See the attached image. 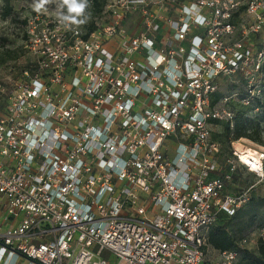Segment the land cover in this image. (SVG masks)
Segmentation results:
<instances>
[{"label":"built area","instance_id":"1","mask_svg":"<svg viewBox=\"0 0 264 264\" xmlns=\"http://www.w3.org/2000/svg\"><path fill=\"white\" fill-rule=\"evenodd\" d=\"M241 6L104 0L90 32L57 9L27 18L32 62L9 92L0 83V264L237 263L208 233L249 200V189L223 192L228 174L210 176L212 120L234 116L230 96L211 103L218 78L242 76L243 105L264 79V37L247 45L264 30V0H246L238 26ZM132 14L136 34L124 28ZM231 154L230 170L263 179V150ZM256 234L264 242V227Z\"/></svg>","mask_w":264,"mask_h":264},{"label":"rangeland","instance_id":"2","mask_svg":"<svg viewBox=\"0 0 264 264\" xmlns=\"http://www.w3.org/2000/svg\"><path fill=\"white\" fill-rule=\"evenodd\" d=\"M239 1L242 3V6L240 7L241 9L238 15L234 18V22L238 26L243 22L249 23V18L246 17L245 8L243 6L246 0ZM6 5L11 8L8 15H5ZM32 5L33 0H0V83L5 87L6 92H9V89L12 88L14 82L20 79L21 71L32 62V57L25 47L24 37L26 20L33 14V12H35ZM57 5L58 0H51L50 3L44 6L42 12L51 13L57 9ZM85 16H87V22L81 25H76L83 31L86 30V27L91 22H98L99 18H101V14L94 13L89 5L85 10ZM124 28L129 33H138L141 30L139 17L135 14L130 15V17L124 22ZM237 29L238 27L236 26V30ZM233 37L239 38L240 34L234 32ZM262 37H264V30L256 35L252 34L249 36L247 45L250 50L255 49ZM217 85L218 94L231 97V100L226 104L228 108H232V105L238 103L235 93H239L244 88V80L240 74H236L233 77L220 76L217 80ZM5 100L6 97L3 95L0 98V107L5 104ZM213 131V133L221 131L220 126H214ZM241 144L253 150L264 151V129L262 132V144L246 138H240L231 142L229 147L224 145L223 154L227 153L229 150L232 151L233 145H239V147H241ZM247 187H250L249 195H251V197L255 199L264 197V177L260 180L252 174H248L244 169H238L235 179L226 183V189L233 193L240 188ZM263 219L264 208L261 209L260 214L252 222H249V226H247L244 233L237 235L239 238L241 237V240H246L244 247L249 250H253L257 246L258 240L256 232L261 226Z\"/></svg>","mask_w":264,"mask_h":264},{"label":"trees","instance_id":"3","mask_svg":"<svg viewBox=\"0 0 264 264\" xmlns=\"http://www.w3.org/2000/svg\"><path fill=\"white\" fill-rule=\"evenodd\" d=\"M88 5L94 13L99 14L104 5V0H88ZM10 11L11 8L6 5L5 15H8ZM239 11L234 14L232 19L233 22ZM94 27V23L91 22L86 27V31L90 32L94 29ZM258 46L259 42L255 47V50ZM261 72L264 73V61L261 65ZM245 84L246 81H244V87ZM236 94L238 103L236 105H232L233 107L230 108V110L234 113L231 121L232 127H230V122L212 120L215 126H220L221 131L218 133H213L214 131H212L211 133V140L220 144V152L216 155L218 167L210 174V176L223 178L226 174H228L230 176L228 180L223 178V192L230 194H235L250 188H240L234 193L229 192L226 189V183L235 179L238 169H244L248 174H252L253 176L255 175L252 172L247 171L243 165L236 161L234 162L235 168L230 170V166L226 163V159L232 157L231 150L223 154V146L226 145L229 147L231 142L240 138H246L253 142L262 144V132L264 129V79L261 80L259 84V94L249 96V105H243L241 103V99L248 96L247 92L244 91V88ZM222 97L224 96L218 94L217 91L214 95H212L211 103L215 104ZM3 106L0 107V111H3ZM262 208H264V197L255 199L249 195L248 202L237 209L234 214L229 215L223 210L219 211L216 216V221L208 233L209 246L216 250H235L238 255L236 264H264V242L258 240L255 249L249 250L246 247L239 245L241 237L239 238V236H237L238 234L244 233L247 226H249V222H252L260 214ZM262 227H264V219L258 229Z\"/></svg>","mask_w":264,"mask_h":264},{"label":"clouds","instance_id":"4","mask_svg":"<svg viewBox=\"0 0 264 264\" xmlns=\"http://www.w3.org/2000/svg\"><path fill=\"white\" fill-rule=\"evenodd\" d=\"M51 0H33V10L41 12L44 6ZM88 7V0H58L57 17L66 27L81 25L87 22L85 10Z\"/></svg>","mask_w":264,"mask_h":264},{"label":"bare ground","instance_id":"5","mask_svg":"<svg viewBox=\"0 0 264 264\" xmlns=\"http://www.w3.org/2000/svg\"><path fill=\"white\" fill-rule=\"evenodd\" d=\"M239 147V145H237Z\"/></svg>","mask_w":264,"mask_h":264},{"label":"crops","instance_id":"6","mask_svg":"<svg viewBox=\"0 0 264 264\" xmlns=\"http://www.w3.org/2000/svg\"><path fill=\"white\" fill-rule=\"evenodd\" d=\"M112 47V45H110Z\"/></svg>","mask_w":264,"mask_h":264}]
</instances>
